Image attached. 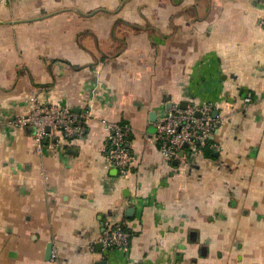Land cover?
Instances as JSON below:
<instances>
[{"label":"crops","instance_id":"0c3cea01","mask_svg":"<svg viewBox=\"0 0 264 264\" xmlns=\"http://www.w3.org/2000/svg\"><path fill=\"white\" fill-rule=\"evenodd\" d=\"M262 18L264 0H3L0 264H264ZM32 92L90 111L85 136L38 152L12 123ZM204 101L219 148L164 160L151 114ZM100 119L131 128L126 177ZM117 222L126 251L99 240Z\"/></svg>","mask_w":264,"mask_h":264},{"label":"built area","instance_id":"2783aa9c","mask_svg":"<svg viewBox=\"0 0 264 264\" xmlns=\"http://www.w3.org/2000/svg\"><path fill=\"white\" fill-rule=\"evenodd\" d=\"M3 0H0V4ZM264 27V18L260 20ZM244 103L250 104L252 95L248 92ZM216 102L204 101L187 107L172 105L162 112L154 121V137L164 160H171L186 150L201 152L205 147L218 149L213 141L217 130L224 125L221 114L213 115ZM90 111L74 113L68 107L54 103H44L37 93L32 92L26 103L25 110L17 115L12 123L17 127H34L33 140L37 151H41V143L46 135L59 132L66 139H82L87 132V121ZM103 126L106 144L104 154L106 160L114 165L121 176L130 174L135 164V157L129 148L131 128L125 123H117L100 119ZM48 128V129H47ZM131 231L123 223L109 225L99 239L105 247L129 249Z\"/></svg>","mask_w":264,"mask_h":264},{"label":"water","instance_id":"95a60500","mask_svg":"<svg viewBox=\"0 0 264 264\" xmlns=\"http://www.w3.org/2000/svg\"><path fill=\"white\" fill-rule=\"evenodd\" d=\"M153 114H154V113L151 114V125H152V126H154L153 122L155 121V117H153ZM155 116H156V115H155ZM47 129H48V128H47ZM182 154H183V153L180 152L178 155H182ZM50 248H51V245L48 244V245H47V249H46V255H47V256H49V254H50V250H51Z\"/></svg>","mask_w":264,"mask_h":264},{"label":"trees","instance_id":"16d2710c","mask_svg":"<svg viewBox=\"0 0 264 264\" xmlns=\"http://www.w3.org/2000/svg\"><path fill=\"white\" fill-rule=\"evenodd\" d=\"M130 139H131V134H130ZM206 148V147H205ZM204 150H206V149H204ZM126 227V226H125ZM131 231V230H130Z\"/></svg>","mask_w":264,"mask_h":264}]
</instances>
